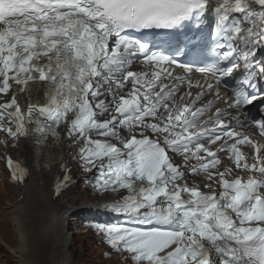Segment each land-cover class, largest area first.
Wrapping results in <instances>:
<instances>
[{
	"label": "snow or ice",
	"instance_id": "6c2138e0",
	"mask_svg": "<svg viewBox=\"0 0 264 264\" xmlns=\"http://www.w3.org/2000/svg\"><path fill=\"white\" fill-rule=\"evenodd\" d=\"M208 12L214 14L215 48L223 51L195 71L215 78V85L207 83L211 92L242 68L228 107L252 104L257 97L247 89L264 80V62L254 59L264 47V0H217L214 5L209 0H0V94H7L10 81L21 91L35 81L46 88L43 103L30 102L26 111L15 97L0 105V121L14 125L0 123V131L13 139L34 132L39 143L56 138L63 126L69 138L83 140L79 155L87 171L96 169L94 187L127 192L106 209L127 220L92 227L112 249L127 252L132 264H264L262 146L224 124L220 110L202 121L212 107L211 102L195 107L203 93L191 104L181 97L177 105L175 87L162 83L171 71L164 69L162 76L161 71L130 70L139 57L155 69L176 63L130 31L198 25ZM179 67L193 72L187 64ZM252 123L264 135V120ZM224 137L218 151L236 169L254 173L246 180L228 179L231 167L214 171L221 161L211 145ZM242 145L253 150L255 162H248ZM169 152L181 154L186 171L172 163ZM6 163L11 178L22 182L25 170L10 157ZM201 174L211 192L189 186L186 175L196 179ZM69 179L65 175L58 183L57 194Z\"/></svg>",
	"mask_w": 264,
	"mask_h": 264
},
{
	"label": "bare ground",
	"instance_id": "6f19581e",
	"mask_svg": "<svg viewBox=\"0 0 264 264\" xmlns=\"http://www.w3.org/2000/svg\"><path fill=\"white\" fill-rule=\"evenodd\" d=\"M132 70H134L135 73L147 72L151 74L150 71L140 70L139 68H133ZM186 76L187 74L185 72H182V74H179V76L177 77ZM148 78H150V76ZM176 78H170L167 81L162 80V83L175 87L176 91L174 100L177 105L181 104V97H184V104H191L198 95L203 93V95H200V99L196 101L195 107L207 108L209 102L212 103V107L200 119L202 121L207 120L209 117L214 116L217 110H220L222 113H224V115H222L221 117L224 124H226L230 129L234 130L237 133H241L243 135L249 134V138H251L257 145L262 146V150L259 155L261 157H264V145L261 142L255 140L253 135L249 132L247 121L242 111L240 109L228 107V104L233 101L232 95L230 94L229 90L220 88L219 86H215L214 89L209 92L207 90V83L211 82L215 85V82L213 81L204 82L202 85L197 86L196 84L188 82L186 83V79L183 81V83L176 82ZM236 86L237 83H233V87ZM32 87V93H36L38 91L37 85H33ZM217 91L219 92V97L217 96ZM222 97H227V101L220 102V98ZM15 99L17 101V104H19L18 96H15ZM63 129L65 128L62 126V130ZM227 139V137H224L215 145H211V150L217 152L218 157H221L220 167L218 168L219 171H223L226 167H231L234 173H246L248 174V176L253 175L254 173L252 172H245L236 169L235 165L232 161L229 160L228 156L226 154L224 155V152L218 151V149ZM28 141H30L29 135L23 136L22 140H20L19 142L16 139H14L13 141V145L17 149H14L13 156L20 163L21 168L24 169L25 164L31 169V171L27 178L28 181H26V185H23V183L12 185L11 189L13 190V195H15V198H12V202L7 203L5 207L7 211L12 213V224L15 229L14 231H16L18 236V246L15 249L8 247V250L10 254H12V257L15 259V261L18 262V264H33L32 258L34 257V253L30 251L29 248L30 240L28 236L29 232L27 231L28 228H26V224H24L25 222L23 223V221L20 219L22 206L21 202L26 200L24 199L23 189L26 190L30 185L34 184L38 185V188L40 189V195L38 197L36 205L44 202L41 201V199L45 198L42 196V192L44 191L46 199L45 203H43V210L49 212L47 225L43 226V228H45L44 234L47 236L50 242V248L48 252L45 253L50 257V260L47 264H69L70 258L68 256L67 249L69 247L71 238L67 232V229L70 227V225H76L80 211L86 210L88 208V205L87 203H82L73 208L66 207V203H64L63 199L65 196L67 197L65 199V202L71 199V195L74 193L72 186L67 190H64V192H62L57 198H53L52 196L53 193L50 188L54 182L55 177L58 174L59 164L63 159H65L64 155L67 151V145L69 143L68 135L50 141L47 148L41 153L38 152L37 154H35V149L29 145ZM240 149L247 157H249L248 162L250 164L255 162L250 158L253 155V150L249 146L242 145L240 146ZM256 175H258V173H256ZM211 183L213 185V181ZM206 184L207 183L204 182L203 185H199L200 187H205ZM99 203L101 205H108L103 201H100Z\"/></svg>",
	"mask_w": 264,
	"mask_h": 264
},
{
	"label": "rangeland",
	"instance_id": "374dc122",
	"mask_svg": "<svg viewBox=\"0 0 264 264\" xmlns=\"http://www.w3.org/2000/svg\"><path fill=\"white\" fill-rule=\"evenodd\" d=\"M78 139V137L74 138V142L75 140L76 142H73V147L80 143V139ZM3 140L4 142L2 144V148L14 153V148L8 141L9 137L6 134H4ZM65 156L66 153L64 158ZM77 170L78 167L76 168V171ZM78 174L83 176L85 179H81L82 186L79 187V185H77L75 188L73 187L74 193L71 195L70 200L65 202L67 197H64L63 200L64 203H66V207L73 208L83 203L84 199H94L95 195L93 193L96 191L99 192V196L102 194V197L105 198L104 193L106 192L94 187L95 180L93 177L88 178V176H91L89 171L86 173L85 169L81 167V169L78 171ZM26 181L23 183V185H26ZM0 182V264H18V262L15 261V259L12 257V254H10L8 250V247L15 249L18 246V236L16 231H14L15 229L12 224V213L5 209L7 203H11L12 198L14 199L15 195H13L14 193L11 189V186L7 185L5 176L3 177L0 175ZM38 187V185L32 184L26 190L23 189L24 199L27 200L31 196L32 197L27 200L28 203L26 200L21 202L22 206L20 220H22L23 223L25 222L24 224H26V228H28L27 231L29 232L28 236L30 240L29 248L30 251L34 253L32 263L47 264L50 260V257L45 253L48 252L50 248V242L47 236L44 234L45 228H43V226L47 225L49 212L43 210V203H45L46 199L44 191L42 192V196L45 198L41 199V201L44 202L36 205L40 195V189ZM94 224L96 223L87 221L84 223V225L80 226L78 222L76 225H70V227L67 229V232L71 238L69 247L67 249V253L70 258L69 264H121L123 261L121 259L123 258L122 252L112 249L111 246H109L105 242L104 238L99 234H97L98 237L94 236L92 238V234L97 231L92 227Z\"/></svg>",
	"mask_w": 264,
	"mask_h": 264
}]
</instances>
